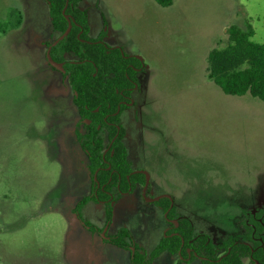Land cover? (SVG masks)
<instances>
[{"label": "rangeland", "instance_id": "1", "mask_svg": "<svg viewBox=\"0 0 264 264\" xmlns=\"http://www.w3.org/2000/svg\"><path fill=\"white\" fill-rule=\"evenodd\" d=\"M105 3L146 57L141 114L166 133L176 132L181 145L180 173L160 180L165 190L194 212L205 207L206 195L264 200V101L226 94L206 72L209 51L231 25L250 23L253 39L264 43V0ZM1 25L0 264H71L75 253L87 256L90 245L92 259L85 262L93 264L101 235L90 239L67 216L77 192L86 191L84 171L90 174L76 140L75 129H84L74 92L44 64V42L55 39L47 3L0 0ZM86 206L91 213L84 209L85 219L98 224L102 209ZM98 259L106 260L103 251Z\"/></svg>", "mask_w": 264, "mask_h": 264}, {"label": "trees", "instance_id": "2", "mask_svg": "<svg viewBox=\"0 0 264 264\" xmlns=\"http://www.w3.org/2000/svg\"><path fill=\"white\" fill-rule=\"evenodd\" d=\"M52 19L54 31L63 34L68 27L66 15L73 18L72 29L61 41L51 49V58L55 62H62L74 92L73 102L82 119H89L85 123L86 132H78L77 136L89 160L92 174L97 170V181L100 186H94L89 196L83 197L75 210L80 217L82 206L91 199H109V190L120 185L125 191L134 186L136 181L144 182L140 173L132 174L127 159V150L123 142L124 129L120 124V113L126 107L132 89L138 83V71L144 69L145 64L137 56L128 55L121 48L111 47L103 41V35L98 40L89 36V23L86 11L79 8V0H46ZM160 6H171L174 0H155ZM3 25L0 26L2 28ZM255 29L247 23L245 27L231 25L225 42L213 48L208 54V77L216 83L223 92L231 95L251 94L264 101V43L253 39ZM66 52H73L78 60H67ZM126 101V102H125ZM118 113H116L119 110ZM119 127V128H118ZM103 130L109 134V143L117 132L118 137L110 145L104 155ZM130 175V176H129ZM129 176V178H128ZM104 186V187H103ZM167 209L170 201L163 198L158 201ZM107 220L112 217V206L107 204ZM169 216H175L172 209ZM246 224L245 238L252 244L237 243L228 238L219 247H230L229 252L220 257L217 247L208 240L207 234H196L187 218H179V225L174 226L173 235L163 238L147 259L145 253L137 248L132 256V264H152L153 259L162 251L172 253L181 252L189 255L191 260L202 257V264H244L243 257L250 256L252 261L258 260L264 264V235L262 240L255 236L264 231L263 223ZM113 242L120 247L129 248L131 233L122 228L113 237ZM255 249L252 251V249ZM182 264V260H179Z\"/></svg>", "mask_w": 264, "mask_h": 264}, {"label": "flooded vegetation", "instance_id": "3", "mask_svg": "<svg viewBox=\"0 0 264 264\" xmlns=\"http://www.w3.org/2000/svg\"><path fill=\"white\" fill-rule=\"evenodd\" d=\"M67 0V4L68 5ZM47 3V1L45 0ZM82 2L83 0H79L78 6L80 9L86 11L87 13V19L89 23V36L92 39L98 40L101 35H103V41L108 44L111 47H118L121 48L125 53L128 55H133L137 56L140 59L143 60L140 56L136 54H131L128 53L123 47L121 46H114L109 44L105 38L108 33V23H105L103 30L100 32L99 35L97 36H92L91 35V25L89 21V13L86 9L82 7ZM47 6L49 8V5L47 3ZM66 18L68 20V25H69V19L73 23V18L71 15L67 14ZM49 20H50V35L55 37L53 41H48L46 40L44 44L47 46V49L45 50V58H44V64L50 66L51 68L59 71L61 75L68 81L69 83V78L66 75V71L63 67L62 62H56V63H61L62 68L58 67L55 65L51 59L48 56V49L51 46V49L54 45V42L63 34H60L59 32L54 31L53 26H52V19L49 11ZM32 28V27H31ZM68 28V27H67ZM72 29V28H71ZM71 31V30H70ZM68 35V34H67ZM66 35V36H67ZM63 39V38H62ZM61 39V40H62ZM60 40V41H61ZM41 45V44H39ZM51 54V51H50ZM65 58L67 60L75 61L78 60V57L73 53V52H66L64 54ZM145 67L144 69H141L138 71L137 77H138V83L135 85V87L132 89L131 95L128 97V101L126 102V107L121 111L120 113V124L119 126H122L124 129V137H123V142L127 150V159L131 167V173L136 174L140 173L144 176L145 181L144 182H139L136 181L134 186H130L128 190H121L120 185L114 186L112 190H109V199L103 200H95L91 199L88 202H86L82 208H81V216L78 215L76 212L75 208L78 204V202L85 196H89L93 192L94 186H100V183L97 181V173L98 170L92 174L90 169H89V160L88 157L83 150L81 143L78 139L77 133L80 132L84 134L86 132L85 129V123H90L89 119H82L81 115L80 116V123L81 126L83 127L84 131L80 129H75V134H76V140L78 141L79 147L81 148L82 152L85 155V159L83 162L86 161L87 168L89 170V176L90 179H88L85 171H84V182L87 185L86 191L82 194L81 192L78 191L76 195H80L79 200L76 202L74 206H72V212L76 213L80 221L82 222V228L84 227V230L86 233H88L89 238L91 239V236L96 235L99 233L101 235V238L103 240V244L101 245L102 251H103V256H105L106 260H99V256L102 253L99 251H94L95 258L92 261L93 264H127L126 262V256H127V261L128 264L131 263V259L133 256L134 251L139 248L141 253H145L146 258L148 259L151 255V252L158 246V244L161 242V240L168 235H173L174 233L171 232L174 228V226L179 225V218H187L190 220L192 227L195 231L196 234H207L208 235V240L214 244L217 247V253L220 257L226 254V251L229 252L230 247H222L220 248L219 246L224 243V241L228 238H233L237 243L243 242L246 244H251L249 240L245 238V234L247 232L246 224L248 225H253L254 226V234L257 232L256 225L250 221L251 217L254 218L257 222L263 223V215H264V200L258 199L256 197L250 198L244 195H239L236 193H231V194H224V196L220 195H206L207 203L204 205L205 207L202 209V211H206L208 206H226V207H221L220 210H212L214 216H207L204 214L206 217L209 219H206L207 221H210L211 223L217 224L218 227H200L197 224V221L192 218L189 214L184 213L181 208L179 207V203L176 202L175 197L172 193L168 192L165 190L164 186L161 183V178L158 179L156 178L155 173L148 170L142 162H140L138 159L140 158L139 156H133L130 153V149L127 144V119L129 118L132 121L142 123V117L143 115L141 114L142 108L144 106V103L146 102V95L142 92V89L145 88L143 82H141L140 75L141 73L144 72L146 69V63L143 60ZM70 85V83H69ZM71 86V85H70ZM72 88V87H71ZM73 91V90H72ZM74 97V95H73ZM74 104V102H73ZM75 105V104H74ZM76 107V105H75ZM77 109V107H76ZM78 111V109H77ZM119 110L116 112L118 113ZM119 128V127H118ZM101 135L104 137V155L107 153V151L110 149V145L114 142V140L118 137L119 132L115 134V136L112 138L111 143H109V134L107 130H103ZM154 174V175H153ZM130 176V175H129ZM128 176V178H129ZM87 178V179H86ZM89 180V181H88ZM75 181H72L69 184L72 188L69 189L73 193V188ZM104 187V186H103ZM70 188V187H69ZM77 190V189H76ZM74 194V193H73ZM218 197H220L218 199ZM167 198L170 201V205L167 209H165L163 204H159L158 201ZM92 203L94 210H99L102 209L103 215L101 214L102 219L98 224L92 223L85 219L83 215V210L87 209V204ZM110 203L112 206V217L110 220H107V204ZM115 206H129L128 213L131 212L130 210H135L134 214H130L132 219L129 221L130 224L122 225V221H114V215H115ZM139 206V207H138ZM147 206V207H143ZM230 206V207H228ZM174 209L175 210V216L171 217L169 216L170 211ZM91 212L89 211V214ZM88 214V216H89ZM209 214V213H207ZM137 215H140L138 217ZM126 216V215H125ZM147 219H150V227H147ZM145 223V226L141 225V222ZM120 224H119V223ZM118 224V225H116ZM161 224L163 225V230L161 233V236L156 244L153 243H144V240L146 236L143 234L144 230H150V229H159ZM264 224V223H263ZM116 226V227H114ZM126 228L130 231L131 233V242L129 248H124L120 247L117 244L113 242V237H115L120 229ZM213 230V231H211ZM84 231V232H85ZM85 233V234H86ZM87 235V234H86ZM264 235V231L260 232L259 235L255 236L256 239L262 240V236ZM94 244V243H93ZM90 248H93V245L89 246L88 254L86 256V259L90 256V252L92 251ZM99 248V246L97 247ZM255 249L253 248L252 251ZM127 252V253H126ZM189 255L187 257H184L181 255V252L179 251L178 253H172L168 250L162 251L159 255H157L153 261L152 264H169L173 262L174 264H179V260H182V264H202V257L197 256L194 260H191V253L192 250L191 248H188ZM128 254V255H127ZM164 254H169L170 259L166 261H158L159 258H161ZM93 255V257H94ZM99 262V263H98ZM161 262V263H160ZM243 262L244 264H261L258 260H255L254 262L252 261L250 256H245L243 257Z\"/></svg>", "mask_w": 264, "mask_h": 264}, {"label": "crops", "instance_id": "4", "mask_svg": "<svg viewBox=\"0 0 264 264\" xmlns=\"http://www.w3.org/2000/svg\"><path fill=\"white\" fill-rule=\"evenodd\" d=\"M157 3V2H156ZM175 3V0L173 4ZM158 4V3H157ZM172 4V5H173ZM159 5V4H158ZM171 5V6H172ZM82 7L86 9L89 13V21L91 25V35L97 36L103 30L105 23H108V33L106 35L105 40L114 46L123 47L128 53L136 54L146 60V57L141 51V48L135 45L134 39L131 38L130 33L124 26H117V17L115 16L113 10H111L110 6H106L105 0H83ZM119 24H122L119 22ZM119 27V28H118ZM228 37V35H227ZM227 37L225 39H227ZM225 39L219 40L216 43V47L221 46ZM215 48V47H214ZM213 49V48H212ZM211 49V50H212ZM210 50V51H211ZM209 51V52H210ZM209 54V53H208ZM146 63V61H145ZM147 63L146 69L140 75L141 82H143L144 87H147L148 77H147ZM207 72V69H206ZM208 75V74H207ZM130 118V117H129ZM127 119V144L129 147V151L133 156H139L138 159L144 166L155 173L154 176L156 178H170L177 177V174L180 173V166H178L179 157H180V144L177 142L175 137V133H166L162 128H158L155 123H152L149 120H145L144 116L142 117L141 122H135L130 119ZM153 120V118H152ZM176 131V130H175ZM188 161V160H187ZM194 161V160H191ZM170 164H175L174 166H170ZM139 207V206H138ZM147 207V206H143ZM181 210L189 214L192 218L197 221V224L201 227L206 226V228L210 227H218L217 224L211 223L206 219H209L207 216H214L212 210H220L221 207L226 206H208L206 211L200 210L199 212H194L193 210L182 208L179 206ZM230 207V206H228ZM60 208V207H59ZM129 206H115V215L114 221H122V225L130 224L129 221L132 219L130 214H134L135 210H130L128 213ZM204 213V214H203ZM209 213V214H207ZM73 214V216H71ZM70 215L67 213L68 219L77 224L78 227L82 224L77 214L72 212ZM126 215V216H125ZM147 227L149 228L151 223L150 219H147ZM142 226H145L144 221L141 222ZM208 228V229H209ZM163 230V225L161 224L159 229H150L144 230L143 234L146 236L144 243H153L156 244L161 236ZM213 231V230H211ZM82 259V262H81ZM170 259L169 254H164L158 261H166ZM74 262L71 264H86V256L80 255L79 253H75L73 256ZM161 263V262H160ZM169 264H174L173 262Z\"/></svg>", "mask_w": 264, "mask_h": 264}, {"label": "water", "instance_id": "5", "mask_svg": "<svg viewBox=\"0 0 264 264\" xmlns=\"http://www.w3.org/2000/svg\"><path fill=\"white\" fill-rule=\"evenodd\" d=\"M71 28H72V22H71L70 19H69V25H68V28L66 29V31L64 32V34H63L62 36H60V37L54 42V44H56L58 41H60L62 38H64V37L70 32ZM50 51H51V46H50L49 49H48V56H49V58L51 59V61H52L55 65H57L58 67L62 68V64H61V63H56L55 61L52 60V58H51V54H50Z\"/></svg>", "mask_w": 264, "mask_h": 264}]
</instances>
